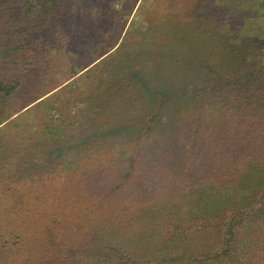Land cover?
<instances>
[{"label": "trees", "instance_id": "1", "mask_svg": "<svg viewBox=\"0 0 264 264\" xmlns=\"http://www.w3.org/2000/svg\"><path fill=\"white\" fill-rule=\"evenodd\" d=\"M124 1L0 0V264H264V0Z\"/></svg>", "mask_w": 264, "mask_h": 264}, {"label": "rangeland", "instance_id": "2", "mask_svg": "<svg viewBox=\"0 0 264 264\" xmlns=\"http://www.w3.org/2000/svg\"><path fill=\"white\" fill-rule=\"evenodd\" d=\"M118 1H120V0H118ZM122 1H124V0H121V2ZM141 1L142 0H125L124 1V8H125L124 18L127 20V23H126V26H125L123 33L121 34L122 36L120 37V41L118 43H120L122 41V37L126 31H128V30L131 31L135 28L139 29V26L142 24L143 13L137 12V6L139 5V3ZM143 1L146 2L147 5H151L150 0H143ZM133 4H134V6L132 7ZM170 8L171 7L168 5L167 10H170ZM130 10H131V12H129ZM132 26H134V27H132ZM141 29H144V27L141 26ZM77 87H78L77 82L73 79L69 83H67V86H65L61 91H59L60 94H70V95H68L66 98H60V100H58V103H57V108L59 107V102L62 103V106H63V104H68L70 102V100H71L70 96H71V94H75V90L77 89ZM59 92L56 94H59ZM49 110H52V113H55V110H54L53 106H51V105H49Z\"/></svg>", "mask_w": 264, "mask_h": 264}]
</instances>
